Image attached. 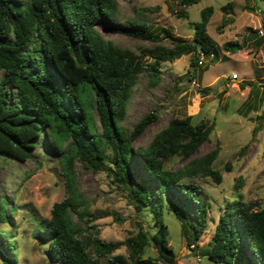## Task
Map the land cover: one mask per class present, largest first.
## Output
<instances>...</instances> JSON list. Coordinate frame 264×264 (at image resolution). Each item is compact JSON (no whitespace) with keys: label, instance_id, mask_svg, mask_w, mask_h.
Returning a JSON list of instances; mask_svg holds the SVG:
<instances>
[{"label":"trees","instance_id":"trees-1","mask_svg":"<svg viewBox=\"0 0 264 264\" xmlns=\"http://www.w3.org/2000/svg\"><path fill=\"white\" fill-rule=\"evenodd\" d=\"M197 1L181 0V4L191 6ZM117 12L116 0H0V157L25 163L33 158L42 135L46 152L68 141L64 155L67 166L78 161L93 172L105 171L126 190L136 210L153 207L157 233L152 237L139 232L122 242H88L85 232L93 229L89 223L95 217L81 196L72 192L54 203L50 217L41 223L38 237L47 244L53 262L98 264L99 259L125 246L129 263L118 255L110 257L109 264H176L166 240L164 205L170 202L193 242L206 230L209 208L200 201L202 189L191 181H222V174L212 167L219 154L217 145L203 156H194L213 127L204 121L193 124L191 116L172 118L147 145L134 149L132 141L157 115L146 113L129 132L120 123L142 72L156 84L163 62L195 53L190 62L194 69L201 53L217 60L216 43L206 29L213 8L201 10V19L192 28V42L170 46L160 44V38L150 34L142 21L117 24ZM178 17L187 18V14L181 12ZM97 27L154 46L140 53L119 48L105 40ZM224 49L234 53L243 47L227 42ZM145 58L153 62L145 64ZM86 89L99 117L98 133L81 99ZM174 158L185 163L177 169L167 167ZM135 163L140 167L138 174L133 172ZM67 178L73 182V173ZM257 207L256 201L247 203L241 197L226 203L203 255L215 264H264V210ZM73 215L85 221L86 229L73 223ZM149 244L157 251L154 259L143 257ZM91 245L94 256L88 251ZM0 249L14 253L16 245L3 240Z\"/></svg>","mask_w":264,"mask_h":264},{"label":"rangeland","instance_id":"rangeland-1","mask_svg":"<svg viewBox=\"0 0 264 264\" xmlns=\"http://www.w3.org/2000/svg\"><path fill=\"white\" fill-rule=\"evenodd\" d=\"M116 2L117 24L142 21L164 46L192 42V28L200 21L201 10L213 8L206 29L216 43L217 60H213L211 54L201 53L198 59L201 64L194 69L190 62L196 57L195 53L163 62L156 84L150 82L147 72H142L131 90L126 117L120 125L129 132L146 113L153 111L157 115V119L132 141L134 149L147 145L172 118L191 116L193 124L204 121L212 125L208 140L194 156H203L217 145L219 154L212 167L222 174V181L220 184L210 178L191 181L202 189L200 201L209 208L206 230L193 242L190 231H185L169 201L164 205L162 220L176 264H215L203 255L204 248L226 203L241 197L247 203L256 201V209L264 210V36L259 34L260 29L264 30V0H198L191 6H183L181 0ZM181 12L186 13L187 18H179ZM97 30L116 47L136 53L154 46L149 41L107 33L98 27ZM227 42L239 43L243 49L227 52L224 49ZM152 62L150 58L144 59L145 64ZM233 74L237 79H233ZM81 99L95 124L94 132L98 133L101 126L89 90L82 92ZM44 138L43 135L38 138L33 158L25 163L0 157V204L3 203L0 245L3 240L16 245L14 253L0 249V264H61L49 258L47 244L38 235L42 220L50 217L53 204L72 192L81 196L95 217L89 223L93 229L85 232L88 242L93 239L122 242L139 232L148 238L157 233L153 207L136 210L126 190L114 183L105 171L93 172L78 161L73 166L65 164L68 141L46 152ZM184 163L174 158L167 162V167L177 169ZM71 172L73 182L67 178ZM133 172H140L138 163L133 165ZM236 184L240 187L235 188ZM72 220L86 229L85 221H79L76 215ZM88 251L94 256L92 245ZM118 255L129 263L127 249L121 246L109 257L99 259L98 264H109L108 259ZM143 257H157L151 244L144 249Z\"/></svg>","mask_w":264,"mask_h":264},{"label":"built area","instance_id":"built-area-1","mask_svg":"<svg viewBox=\"0 0 264 264\" xmlns=\"http://www.w3.org/2000/svg\"><path fill=\"white\" fill-rule=\"evenodd\" d=\"M259 34H260L261 36H264V30H263V29H260ZM198 63L201 64V61L198 62ZM233 79H237V76H236L235 74H233Z\"/></svg>","mask_w":264,"mask_h":264}]
</instances>
